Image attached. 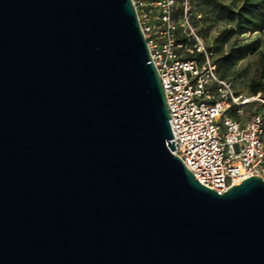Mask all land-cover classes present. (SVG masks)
I'll return each mask as SVG.
<instances>
[{
  "label": "water",
  "instance_id": "95a60500",
  "mask_svg": "<svg viewBox=\"0 0 264 264\" xmlns=\"http://www.w3.org/2000/svg\"><path fill=\"white\" fill-rule=\"evenodd\" d=\"M132 0H0V264H264V182L176 156Z\"/></svg>",
  "mask_w": 264,
  "mask_h": 264
},
{
  "label": "built area",
  "instance_id": "2783aa9c",
  "mask_svg": "<svg viewBox=\"0 0 264 264\" xmlns=\"http://www.w3.org/2000/svg\"><path fill=\"white\" fill-rule=\"evenodd\" d=\"M160 77L176 156L198 182L223 195L264 182V98L236 95L195 24L197 0H132Z\"/></svg>",
  "mask_w": 264,
  "mask_h": 264
},
{
  "label": "rangeland",
  "instance_id": "374dc122",
  "mask_svg": "<svg viewBox=\"0 0 264 264\" xmlns=\"http://www.w3.org/2000/svg\"><path fill=\"white\" fill-rule=\"evenodd\" d=\"M201 20L195 24L223 80L233 84L236 95L252 99L264 69V32L242 35L239 14L251 0H197Z\"/></svg>",
  "mask_w": 264,
  "mask_h": 264
},
{
  "label": "trees",
  "instance_id": "16d2710c",
  "mask_svg": "<svg viewBox=\"0 0 264 264\" xmlns=\"http://www.w3.org/2000/svg\"><path fill=\"white\" fill-rule=\"evenodd\" d=\"M252 3L246 4L239 14L238 28L242 35L248 33L264 32V0H251ZM254 96L261 94L264 98V69L261 73V81L257 88H253Z\"/></svg>",
  "mask_w": 264,
  "mask_h": 264
}]
</instances>
